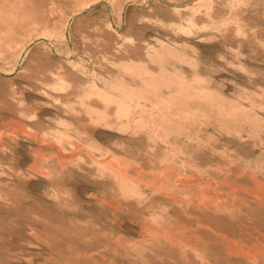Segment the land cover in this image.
I'll return each instance as SVG.
<instances>
[{
  "label": "rangeland",
  "instance_id": "rangeland-1",
  "mask_svg": "<svg viewBox=\"0 0 264 264\" xmlns=\"http://www.w3.org/2000/svg\"><path fill=\"white\" fill-rule=\"evenodd\" d=\"M0 264H264V0H0Z\"/></svg>",
  "mask_w": 264,
  "mask_h": 264
},
{
  "label": "bare ground",
  "instance_id": "bare-ground-1",
  "mask_svg": "<svg viewBox=\"0 0 264 264\" xmlns=\"http://www.w3.org/2000/svg\"><path fill=\"white\" fill-rule=\"evenodd\" d=\"M256 254H258V251H255V252H249V256H251V257H254Z\"/></svg>",
  "mask_w": 264,
  "mask_h": 264
}]
</instances>
